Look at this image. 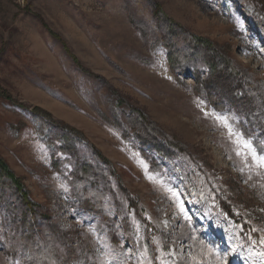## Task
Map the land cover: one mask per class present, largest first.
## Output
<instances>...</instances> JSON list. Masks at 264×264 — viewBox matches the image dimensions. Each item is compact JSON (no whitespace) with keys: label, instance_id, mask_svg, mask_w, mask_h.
<instances>
[{"label":"rangeland","instance_id":"374dc122","mask_svg":"<svg viewBox=\"0 0 264 264\" xmlns=\"http://www.w3.org/2000/svg\"><path fill=\"white\" fill-rule=\"evenodd\" d=\"M183 30L238 68L237 86L251 78L264 93V0H0V158L62 232L51 264H196L201 237L216 264L225 254L228 264H264V167L216 119L242 132V116L173 71L170 47L190 44ZM209 71L200 66L203 79ZM244 136L257 146V134ZM93 150L112 164L94 181L115 228L73 195L80 162L108 166ZM6 189L0 264H31L16 238L26 207ZM113 230L128 252L112 246Z\"/></svg>","mask_w":264,"mask_h":264},{"label":"trees","instance_id":"16d2710c","mask_svg":"<svg viewBox=\"0 0 264 264\" xmlns=\"http://www.w3.org/2000/svg\"><path fill=\"white\" fill-rule=\"evenodd\" d=\"M164 21V20H163ZM163 27L170 31V34L176 33L174 24L165 20ZM186 40L190 41L188 48L181 50L176 49L175 46L170 44L169 61L172 69L175 73H187L191 74L199 84L201 91H197V95L206 99L210 105L220 111L235 110L242 116L241 120L236 123L237 127L246 135L257 134V147L261 141H264V93L258 88L252 85V79L242 78L240 85L237 86L235 81L240 73L238 68L233 65L230 60H227L213 45L203 39L196 36L187 34L186 31H180ZM205 65L209 67L208 78L203 79L200 72V66ZM191 68L193 70H191ZM223 78L224 84L218 83V79ZM215 81L217 85H214L212 81ZM234 84L233 86H227ZM258 90V96L252 97L249 92L252 89ZM229 91L231 94L227 99H220L219 94ZM241 94V99L237 100V97ZM238 104H235V101ZM252 104V105H251ZM234 107H229V106ZM246 118V119H245ZM67 136V135H66ZM75 146L74 141H70L68 146L64 148L68 151L73 150ZM95 154H98L99 158L108 164L107 167L94 170L91 164L79 163L76 168V174H74L73 195L79 199L80 207L85 209L94 215H96L102 222L106 224H112L115 228V224L111 223V217L106 213V206L104 205L105 186H102L101 181L94 179L103 175L108 171L110 174L112 164L102 157L97 150H93ZM78 155V154H77ZM78 159V156H77ZM153 170L159 171L160 165L154 158L148 159ZM104 185V182H102ZM7 187H10L14 194L18 196L22 205L26 207L24 215L26 217L25 226L23 230L16 235V238L20 241L22 249L28 251L29 261L31 264H51L52 260L58 262L61 258L58 251V241L61 242L59 236L62 232L58 226L53 223L49 216L45 217L39 210L38 206L30 199L28 192L24 190L23 184L19 181L16 175L7 165L6 161L0 158V202L4 199ZM132 205H136L137 202L134 198L130 199ZM222 208L230 215H233L229 206L225 203H221ZM10 204L3 208L6 213H9ZM100 223V227L102 226ZM42 223V229H39V224ZM28 228L29 231L24 233V229ZM110 234L112 239V246L115 248H122L128 252V246H121L120 239L117 237L113 230ZM131 244V242H130ZM52 248V251H50ZM194 259L196 264H216L213 262V250L210 249L207 241L204 238H197L194 241L193 248ZM63 264H69L66 260H63Z\"/></svg>","mask_w":264,"mask_h":264},{"label":"snow or ice","instance_id":"6c2138e0","mask_svg":"<svg viewBox=\"0 0 264 264\" xmlns=\"http://www.w3.org/2000/svg\"><path fill=\"white\" fill-rule=\"evenodd\" d=\"M216 119L227 129L230 137L235 138L236 143L244 149L241 155L245 158L251 157L260 167H264V142L260 143L258 151L257 146L253 144L251 139L246 138L242 132L233 129L232 124L226 116L216 115ZM145 168H147V165H145ZM181 211H184L183 204H181ZM185 215L187 214L185 213ZM261 242L264 243V241ZM256 255L264 260V252H259ZM221 264H228L227 254L223 256Z\"/></svg>","mask_w":264,"mask_h":264}]
</instances>
